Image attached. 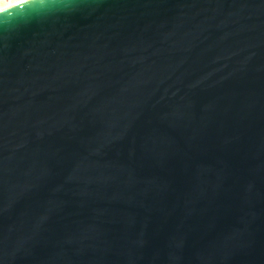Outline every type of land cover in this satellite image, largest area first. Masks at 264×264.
I'll list each match as a JSON object with an SVG mask.
<instances>
[{"label":"water","instance_id":"water-1","mask_svg":"<svg viewBox=\"0 0 264 264\" xmlns=\"http://www.w3.org/2000/svg\"><path fill=\"white\" fill-rule=\"evenodd\" d=\"M0 18V264H264V0H61Z\"/></svg>","mask_w":264,"mask_h":264},{"label":"clouds","instance_id":"clouds-1","mask_svg":"<svg viewBox=\"0 0 264 264\" xmlns=\"http://www.w3.org/2000/svg\"><path fill=\"white\" fill-rule=\"evenodd\" d=\"M64 7L61 0H0V18L7 21L30 14L41 15Z\"/></svg>","mask_w":264,"mask_h":264}]
</instances>
